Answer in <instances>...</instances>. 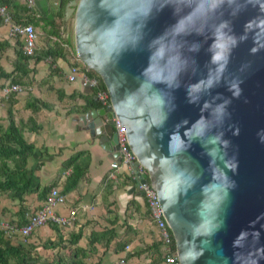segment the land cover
I'll list each match as a JSON object with an SVG mask.
<instances>
[{
  "label": "water",
  "instance_id": "95a60500",
  "mask_svg": "<svg viewBox=\"0 0 264 264\" xmlns=\"http://www.w3.org/2000/svg\"><path fill=\"white\" fill-rule=\"evenodd\" d=\"M62 37L112 106L81 119L117 158L124 127L179 264H264V0H67Z\"/></svg>",
  "mask_w": 264,
  "mask_h": 264
},
{
  "label": "crops",
  "instance_id": "0c3cea01",
  "mask_svg": "<svg viewBox=\"0 0 264 264\" xmlns=\"http://www.w3.org/2000/svg\"><path fill=\"white\" fill-rule=\"evenodd\" d=\"M50 1H53V6L58 2ZM8 10L14 19H31L32 12L15 14V9ZM51 11L54 15L58 12ZM33 12H36V16L38 14V18L42 17L37 9ZM38 47V52L48 48L39 38ZM19 54L18 41L9 36V28L0 21V73L10 75L8 78L0 75V85L2 80L10 82L23 75L17 69ZM33 58L27 61L29 71L26 70L25 78L31 77L37 82L49 77L53 87H42L41 91L33 89L28 93L15 86L19 87L15 109L26 115L25 122L31 119V125L38 128L23 132L25 140L34 145L33 154L26 160V176L31 185L22 202L10 198L7 193L0 194V223L19 227L24 225L27 216L41 206L49 189L58 187L65 195V203L56 208V213L67 216L71 211H76L72 225L59 228L61 236L68 243L71 236L79 232L82 234L78 243L71 245L69 263H79L80 253L91 247L93 252L87 253L89 264H117L121 259H124V264L127 260L129 264H165L164 249L145 200L136 191L130 192L135 184L128 177L129 169L122 165L114 172L115 179L108 177L109 164L118 158L106 142L101 143L98 138L91 137L87 125L93 121V117L85 121L81 119L91 112L86 111L82 100L90 96L91 90L82 88L78 81L62 79L70 68L65 59H54L51 68V59L35 62ZM32 94L39 100L36 111L26 107ZM8 125L9 122L6 126L0 122L4 129ZM79 152H87L90 156L86 175L73 189L64 190L71 169H64L63 163ZM102 232H107L106 236L90 245L91 234ZM57 237V232L49 224L40 227L26 239L8 237L5 233V239L13 246H22L30 258L37 257L35 251L41 255L53 254V251L57 253L56 248L41 247L49 240L58 241Z\"/></svg>",
  "mask_w": 264,
  "mask_h": 264
},
{
  "label": "built area",
  "instance_id": "2783aa9c",
  "mask_svg": "<svg viewBox=\"0 0 264 264\" xmlns=\"http://www.w3.org/2000/svg\"><path fill=\"white\" fill-rule=\"evenodd\" d=\"M30 11H36L34 0H22ZM56 5V3L54 4ZM38 16V14H37ZM0 21L9 28V36L19 43V50L25 57H34L38 50V32L34 24L27 20L16 21L6 6H0ZM72 68V69H71ZM69 68L67 78L69 82H80L82 88L94 90L95 99L100 104L101 109L111 111L112 106L109 94L106 90L99 87L98 78L88 77L87 69L81 70L79 66ZM14 91L18 87L13 88ZM5 91L4 94H6ZM116 128L119 144L120 156L118 159L109 164L108 177L115 179L114 172L124 165L129 169L128 177L134 182L138 192H142V198L145 200L147 210L151 221L155 225L159 234V241L164 249L165 264H179L177 252L175 248L173 234L162 216L159 204L157 202L156 193L151 182L147 179L145 183H140L142 176L146 173L136 155H133L129 147L124 127H121L117 118H113ZM65 203V195L58 187H51L46 194L41 206L27 216L26 223L22 226H10L9 224L0 223V227L5 231L8 237L19 236L23 239L30 237L37 229L49 223L56 224L59 228H68L72 225L76 217V211L73 210L67 216L56 213V208ZM124 259L120 260V264H124Z\"/></svg>",
  "mask_w": 264,
  "mask_h": 264
},
{
  "label": "trees",
  "instance_id": "16d2710c",
  "mask_svg": "<svg viewBox=\"0 0 264 264\" xmlns=\"http://www.w3.org/2000/svg\"><path fill=\"white\" fill-rule=\"evenodd\" d=\"M67 4V0H63L62 7L58 10V12L54 15L55 17H62L63 9ZM0 6H6L12 10L15 9V14L19 13H29L30 9L26 6L23 1L22 4L16 2V0H0ZM31 17V16H30ZM29 19V18H28ZM26 19V20H28ZM18 21L19 19H15ZM40 21H43L47 25H51L53 20H50L46 17H40ZM30 23L36 24L33 19L28 20ZM18 55V63L17 69L22 72L23 75H26L27 61L30 57H25L21 54ZM64 49L58 46H51L46 49H43L38 52V54L33 58L35 62H39L40 60L51 59L50 67L52 68V64L54 59L62 58L64 59ZM1 76L8 78L10 75H7L3 72L0 73ZM88 77H92L93 74L88 71ZM99 80V87L102 90H106L101 80ZM11 83L20 84L18 81L11 80ZM73 96H71L72 98ZM59 98H61L59 96ZM85 102L86 111L99 110L101 109L100 104L95 99V92L91 90V94L88 97L82 98ZM34 102L30 100L27 101L26 107L31 108L34 111L38 110L39 107ZM31 119H29L28 124L19 126L16 124L15 119L12 116L11 111H9V125L6 129L0 126V194L7 193L10 198H14L22 202L24 200V196L28 192V189L31 185L30 179L26 176V160L33 154L34 145L28 143L23 134V128L26 127L29 130H37L38 127L36 125L33 127L30 123ZM32 122V121H31ZM23 127V128H22ZM90 161V156L87 152H79L74 157L72 156L70 159L66 160L63 163L64 169H71V172L67 176L66 185L64 190L73 189L80 179L84 178L87 172L88 163ZM128 179V178H126ZM47 194V193H46ZM46 197V195H45ZM45 199V198H44ZM26 223V222H25ZM58 234L60 240L64 241L65 238L61 236V232L59 227L54 223H49ZM107 232L102 233H92L90 237L89 244L93 245L96 242H100L102 238L106 236ZM72 238L68 241L70 245H75L82 238V234L79 232L76 235L71 236ZM49 244H57L53 243V241H47ZM175 243V242H174ZM51 247V246H50ZM122 250V248H121ZM30 257L28 256V251H26L22 246H13L9 241L5 239V232L0 230V264H8L9 262H13L15 264H30L28 262ZM164 261V260H163ZM47 264H70L67 261L62 263L60 261H56L55 259ZM72 264H81L78 262H74Z\"/></svg>",
  "mask_w": 264,
  "mask_h": 264
},
{
  "label": "rangeland",
  "instance_id": "374dc122",
  "mask_svg": "<svg viewBox=\"0 0 264 264\" xmlns=\"http://www.w3.org/2000/svg\"><path fill=\"white\" fill-rule=\"evenodd\" d=\"M17 3L22 4L23 1L22 0H16ZM49 4H50V10H55V7L53 6L52 2L49 0ZM56 6V5H55ZM8 8V7H7ZM10 9V8H8ZM12 10V9H10ZM32 15H31V19L34 20V22H37L35 24L36 26V30L38 32V36L40 39V42L43 43L45 46L48 47H53V46H60L64 49V59L68 62V64L70 65V68L72 66H79L81 68V70L86 69V66L80 61V59L78 57H76L77 55L74 52L73 47L69 44V42L64 41L63 37H62V28H63V16L62 17H55L53 19V23L51 25H47L44 22L40 21L37 16H36V12L34 13L33 11ZM63 15V14H62ZM28 19V18H26ZM31 19L29 18L28 20L31 21ZM72 69V68H71ZM94 77L99 78L97 76V74L93 71H90ZM65 81H68L67 76H63V78ZM14 81H18L19 83H23V84H15V83H11L6 81L3 82V80L1 81L2 85H0V122L2 125L6 126L9 122V111H11L13 118L15 119V122L17 125L19 126H23L28 124V120L25 122V118L26 115L24 113L21 114V112L19 113L16 109H15V101H16V95H17V91H14L13 88H11L12 86H19L20 89L27 91L28 93H31V91L33 89H38L39 91H41L42 87L47 88L48 87H53V85L51 84V79L49 77H47L46 79H41L39 81H35L33 80L31 77H26L24 75H22L21 77H19L18 80H14ZM21 85V86H20ZM18 87V90H19ZM6 92V94H4ZM33 95V96H32ZM28 97V100H30L31 102L39 103V100L35 98L34 94H32ZM73 103V102H72ZM24 120V121H23ZM23 128V127H22ZM28 128L26 127L23 128V132H25ZM20 224V223H19ZM2 228H0L1 230ZM134 231V230H133ZM64 235V234H63ZM64 237V236H63ZM58 238V237H57ZM58 241H54L53 243H57L55 244H49L48 242H44L43 244H41V247L46 249V248H56L58 250L57 253H55L53 251V254H45L43 253L42 255L39 254L38 251H35V256L37 255L36 258H30L28 263L30 264H47L51 261H53L54 259L57 261H60L62 263L64 262H70L69 255H70V251L72 250V247L69 243L60 240V238H58ZM65 242V243H64ZM54 246V247H53ZM49 248V249H50ZM82 253H80V257H79V263L81 264H89L90 262L88 261V255L87 253H92L93 250L91 247H88V249H85L82 251ZM164 255V254H163ZM160 259H162V255L160 256ZM164 260V257H163ZM8 264H15L13 262H9ZM71 264V263H70ZM117 264H120L117 263ZM126 264H129V260H127Z\"/></svg>",
  "mask_w": 264,
  "mask_h": 264
},
{
  "label": "flooded vegetation",
  "instance_id": "af4514ba",
  "mask_svg": "<svg viewBox=\"0 0 264 264\" xmlns=\"http://www.w3.org/2000/svg\"><path fill=\"white\" fill-rule=\"evenodd\" d=\"M62 3H63V0H58V2H56V8H57V10H59L62 7Z\"/></svg>",
  "mask_w": 264,
  "mask_h": 264
}]
</instances>
